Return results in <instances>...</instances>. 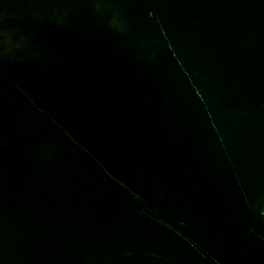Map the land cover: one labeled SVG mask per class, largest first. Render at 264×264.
<instances>
[{
    "label": "water",
    "instance_id": "95a60500",
    "mask_svg": "<svg viewBox=\"0 0 264 264\" xmlns=\"http://www.w3.org/2000/svg\"><path fill=\"white\" fill-rule=\"evenodd\" d=\"M0 264H264V0H0Z\"/></svg>",
    "mask_w": 264,
    "mask_h": 264
}]
</instances>
